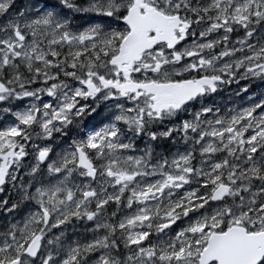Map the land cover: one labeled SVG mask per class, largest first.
<instances>
[{
	"label": "snow or ice",
	"instance_id": "obj_1",
	"mask_svg": "<svg viewBox=\"0 0 264 264\" xmlns=\"http://www.w3.org/2000/svg\"><path fill=\"white\" fill-rule=\"evenodd\" d=\"M0 264H264V0H0Z\"/></svg>",
	"mask_w": 264,
	"mask_h": 264
},
{
	"label": "rangeland",
	"instance_id": "obj_2",
	"mask_svg": "<svg viewBox=\"0 0 264 264\" xmlns=\"http://www.w3.org/2000/svg\"><path fill=\"white\" fill-rule=\"evenodd\" d=\"M217 99L220 100L221 98L220 97H217ZM227 100H228V96H227V94H224L223 101L224 102H227Z\"/></svg>",
	"mask_w": 264,
	"mask_h": 264
}]
</instances>
